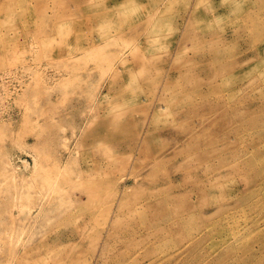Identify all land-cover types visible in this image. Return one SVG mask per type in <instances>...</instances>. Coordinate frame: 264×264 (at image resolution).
Instances as JSON below:
<instances>
[{
	"label": "rangeland",
	"instance_id": "rangeland-1",
	"mask_svg": "<svg viewBox=\"0 0 264 264\" xmlns=\"http://www.w3.org/2000/svg\"><path fill=\"white\" fill-rule=\"evenodd\" d=\"M0 264H264V0H0Z\"/></svg>",
	"mask_w": 264,
	"mask_h": 264
},
{
	"label": "bare ground",
	"instance_id": "bare-ground-1",
	"mask_svg": "<svg viewBox=\"0 0 264 264\" xmlns=\"http://www.w3.org/2000/svg\"><path fill=\"white\" fill-rule=\"evenodd\" d=\"M44 17H46V16H44ZM13 19H14V18H13ZM45 21H46V20H45ZM107 174H108V173H107ZM139 209H140V208H139ZM139 209H138V210H139ZM135 210H136V209H135ZM161 210H162V209H161ZM163 213H164V211H163ZM137 214H138V213H137ZM132 217H133V216H132Z\"/></svg>",
	"mask_w": 264,
	"mask_h": 264
}]
</instances>
